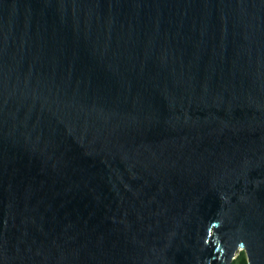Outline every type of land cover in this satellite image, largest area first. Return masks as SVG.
Instances as JSON below:
<instances>
[{
	"label": "water",
	"instance_id": "1",
	"mask_svg": "<svg viewBox=\"0 0 264 264\" xmlns=\"http://www.w3.org/2000/svg\"><path fill=\"white\" fill-rule=\"evenodd\" d=\"M264 264V0H0V264Z\"/></svg>",
	"mask_w": 264,
	"mask_h": 264
},
{
	"label": "rangeland",
	"instance_id": "2",
	"mask_svg": "<svg viewBox=\"0 0 264 264\" xmlns=\"http://www.w3.org/2000/svg\"><path fill=\"white\" fill-rule=\"evenodd\" d=\"M244 256L246 257V252L245 251L244 252H242V251L238 252V254L234 257V259H233L231 264H241V261L244 258ZM246 259H247V257H246Z\"/></svg>",
	"mask_w": 264,
	"mask_h": 264
},
{
	"label": "trees",
	"instance_id": "3",
	"mask_svg": "<svg viewBox=\"0 0 264 264\" xmlns=\"http://www.w3.org/2000/svg\"><path fill=\"white\" fill-rule=\"evenodd\" d=\"M242 252H244V251L242 250ZM242 254H243V253H242ZM241 264H248V261H247V259H246L245 256H244V258L242 259Z\"/></svg>",
	"mask_w": 264,
	"mask_h": 264
}]
</instances>
